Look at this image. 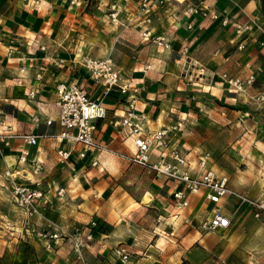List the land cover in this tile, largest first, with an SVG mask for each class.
I'll return each mask as SVG.
<instances>
[{"label": "crops", "instance_id": "obj_1", "mask_svg": "<svg viewBox=\"0 0 264 264\" xmlns=\"http://www.w3.org/2000/svg\"><path fill=\"white\" fill-rule=\"evenodd\" d=\"M152 1V21L143 24L140 0H0V132L39 135L31 146L19 137L8 146L0 142L1 217L9 196L3 170L21 167L17 159L24 147L43 166L38 173L24 168L44 191L42 216L30 217V224L13 222V216L7 223L41 233L26 240L25 247L31 248L28 264H82L68 239L47 237L52 222L74 229L84 239L91 234L83 249L86 264L264 261V221L247 205L237 210V195L218 204L231 217L227 228L202 232L184 221L188 217L197 223L211 216L217 205L202 192L190 195L189 206L172 217L171 192L182 185L120 156L133 149L120 124L125 96L106 91L83 65L87 56H110L122 75L142 87L137 108L147 114L149 128L181 123L174 138L188 154L190 171L198 172L197 155L207 151L209 166L228 176L232 190L258 197L264 187V103L252 96L264 93V0ZM187 6L196 12L186 14ZM112 11L115 20L109 15ZM211 13L219 17L214 19ZM222 17L228 19L226 24ZM247 23L246 28L236 27ZM145 27L164 34L171 47L145 39L141 34ZM187 56L191 63L203 64L208 75L188 82ZM223 72L252 74L255 81L236 91L222 78ZM23 74L25 83L18 84L16 78ZM60 82L81 84L107 109L106 117L96 120L94 139L100 148L87 150L82 158L77 155L82 145L54 137L60 130L54 103ZM30 88L36 92L32 99ZM47 118L53 122L47 124ZM60 148H73L63 162L57 154ZM94 155L99 161L91 165ZM56 186L66 187L63 198L56 197ZM13 209L15 216H25L21 209ZM50 240L52 248L46 246ZM117 245L129 251L127 261L115 254Z\"/></svg>", "mask_w": 264, "mask_h": 264}, {"label": "built area", "instance_id": "obj_2", "mask_svg": "<svg viewBox=\"0 0 264 264\" xmlns=\"http://www.w3.org/2000/svg\"><path fill=\"white\" fill-rule=\"evenodd\" d=\"M39 0H35L37 3ZM152 0H140V9L145 13L143 24H150L152 21ZM196 9L193 6L185 8L186 14H193ZM112 20H115L116 12L109 13ZM212 18L219 17L217 13H211ZM228 19L222 17L221 23L226 24ZM142 23V22H141ZM191 24H188L190 27ZM247 24H236L238 29L248 27ZM145 39H151L153 43L163 48H170L171 41L164 34H154L149 27H145L142 32ZM43 47V46H42ZM186 52L187 48L183 47ZM187 80L188 82L199 81L201 78L208 75L207 68L203 64L191 63L187 56ZM83 65L89 73L91 79L104 87L106 91L116 90L124 94V113L120 118V124L125 127L128 136L133 142V149L130 153L121 154L120 156L127 159L133 164L142 166L149 171L173 179L182 186L174 189L171 192V198L175 213L173 218L177 217L186 207L189 206V197L193 194L203 193L206 200L217 205L209 218L201 220L197 223L190 218L185 217L184 221L193 228L202 232L227 228L231 224V217L224 215L218 204L228 195H237L239 204L237 210L242 206L247 205L252 210V214L257 219H264V187H262L258 197L251 198L246 194L232 190L229 186V178L225 174H221L209 166L211 156L207 151H201L195 160L198 167V172H192L188 168V154L182 149L180 144L174 138L176 130L179 129L181 123H175L171 126H161L156 129L149 128L147 114L137 108V100L139 99L142 87L131 82V80L121 74L113 59L110 56L106 57H91L87 56L83 59ZM24 69L21 68V71ZM222 78L228 85L236 91H244L251 86L255 77L252 74L246 77L230 76L226 72L221 73ZM41 74L37 72L35 78L39 79ZM18 84L25 83V74L19 75L16 78ZM29 98H34L36 92L34 88H30ZM252 97L260 103H264V93L254 94ZM55 105L58 108V124L60 130L54 134L57 141L71 142L74 145H82V149L77 152L79 157H84L87 150L98 147L94 132L96 129V120L106 117L107 109L100 101L92 100L87 90L77 82L69 84L60 82L56 86ZM52 118H47L46 123L51 124ZM19 137L27 145L37 143L39 135L33 133L12 134L10 132H0V142L5 146L10 144L12 138ZM100 147H98L99 149ZM72 149L60 148L57 150L60 161L67 160ZM98 157L94 155L91 165L98 164ZM17 168H6L1 175L7 180L9 186L10 197L18 204L27 218L34 215L42 216L41 203L44 199V191L38 181H31L28 178V172L24 168H28L32 173H38L43 169L42 163L37 158H30V150L22 148L17 159ZM65 188L60 187L57 191L59 195H63ZM42 209V210H41ZM158 222L162 221V217L158 216ZM53 231L49 234V239L56 240L61 233L68 236V240L72 244V248L82 264H86L83 259V249L85 247V239H91V234L86 233L85 239L81 234H75L64 229L60 224L52 222ZM92 225H96V221H91ZM47 247L51 246L47 242ZM115 254L122 262L129 258V251L117 245L113 248ZM254 264H264V261H256Z\"/></svg>", "mask_w": 264, "mask_h": 264}, {"label": "rangeland", "instance_id": "obj_3", "mask_svg": "<svg viewBox=\"0 0 264 264\" xmlns=\"http://www.w3.org/2000/svg\"><path fill=\"white\" fill-rule=\"evenodd\" d=\"M151 172V171H150ZM154 175H157L153 172H151ZM161 176V175H158ZM61 186H56L55 189V195L56 197H62L66 193V187L62 186L65 188L63 195H59L57 193L58 189ZM7 206H6V215L0 216V260L2 264H28L25 259H27V250H30L31 248L25 247L27 244L28 238H36L37 236H40L41 233H38V231H26L25 229L19 227H9L8 222H11V219L13 218V222L19 220H23L25 224H30L29 219L26 218L25 216H15L16 211L13 209V207L18 208L19 210L21 209L18 204L10 197L8 196V200H6ZM21 211V210H20ZM22 213V212H21ZM261 221H264V219H259ZM2 222H4L6 225H3ZM47 225V224H46ZM53 225L48 224V235L47 237L49 238L51 227ZM63 226V225H62ZM68 229V227H67ZM70 232L75 233L76 231L73 229H68ZM47 231V230H46ZM32 233V235H31ZM68 239V236L65 233H61L59 236V239ZM53 241L50 240V243L52 244ZM52 248V245L51 247Z\"/></svg>", "mask_w": 264, "mask_h": 264}]
</instances>
